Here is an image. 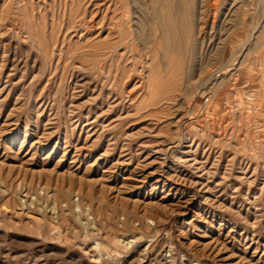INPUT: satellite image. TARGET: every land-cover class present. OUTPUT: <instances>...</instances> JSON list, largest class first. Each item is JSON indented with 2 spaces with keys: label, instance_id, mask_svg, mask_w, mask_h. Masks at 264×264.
<instances>
[{
  "label": "rangeland",
  "instance_id": "374dc122",
  "mask_svg": "<svg viewBox=\"0 0 264 264\" xmlns=\"http://www.w3.org/2000/svg\"><path fill=\"white\" fill-rule=\"evenodd\" d=\"M0 264H264V0H0Z\"/></svg>",
  "mask_w": 264,
  "mask_h": 264
},
{
  "label": "bare ground",
  "instance_id": "6f19581e",
  "mask_svg": "<svg viewBox=\"0 0 264 264\" xmlns=\"http://www.w3.org/2000/svg\"><path fill=\"white\" fill-rule=\"evenodd\" d=\"M212 1V0H211ZM217 1V0H216ZM256 2V1H255ZM208 5V4H207ZM213 5V4H212ZM259 5H257L258 7ZM210 11V10H209ZM215 11V10H214ZM258 13V12H257ZM210 14V13H209ZM215 15V14H214ZM214 21V20H213ZM254 26V25H253ZM254 29V28H253ZM257 31V30H256ZM253 32V31H252ZM203 35V34H202ZM252 35V34H251ZM250 37V36H249ZM246 42V41H245ZM248 42V40H247ZM208 53V52H207ZM227 65V64H226ZM225 66V65H224ZM206 71V70H205ZM132 78V77H131ZM136 80V79H135ZM136 83V82H135ZM247 99H250L249 95H246ZM254 101V100H253ZM226 120V119H225Z\"/></svg>",
  "mask_w": 264,
  "mask_h": 264
}]
</instances>
